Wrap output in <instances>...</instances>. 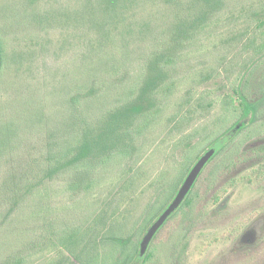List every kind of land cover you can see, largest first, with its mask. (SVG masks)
<instances>
[{
  "label": "rangeland",
  "instance_id": "1",
  "mask_svg": "<svg viewBox=\"0 0 264 264\" xmlns=\"http://www.w3.org/2000/svg\"><path fill=\"white\" fill-rule=\"evenodd\" d=\"M218 1L221 6L210 30L184 51L175 70L177 86L162 102L155 122L136 140L138 149L131 157L95 174L64 173L45 179L39 171L59 150V142L76 131L74 124L81 122L83 113L98 117L103 111L85 108L89 99L85 94L95 87L99 95L107 85L118 86L138 76L143 58L164 37L170 14L158 17L157 7L150 5L133 17L137 22L152 18L151 31L126 41L110 40L107 51L119 58L125 45L131 52L129 60L114 64L95 79L83 74L88 86L82 91L72 79L82 67L85 45L92 37L88 25L74 33L59 24L33 23L23 14L15 18L10 12L14 0H0V29L7 52L6 66L0 71V264L45 263L57 255L59 246L53 241L79 227L88 228L99 213L106 217L116 210L119 220L134 222V232L152 202L158 198L160 203L162 191L179 176L183 146L192 167L236 121L239 96L232 91L234 81L256 62L264 67V25L259 23L264 18V0ZM77 95L81 106L73 102ZM252 116L249 111L243 123ZM184 137L193 152L183 145ZM218 161L205 169L194 191L199 219L183 225L170 218L153 241L149 264H221L242 236L252 234L254 240L264 236V158L241 161L225 172L222 168L217 182L205 191L209 182L204 181ZM127 172L135 183L126 189ZM88 179L95 181L91 188ZM75 181L77 187L72 188ZM256 211V221L245 222L244 230L235 232V240H217ZM146 232L137 238L138 247ZM255 254L228 264H261L264 247Z\"/></svg>",
  "mask_w": 264,
  "mask_h": 264
},
{
  "label": "trees",
  "instance_id": "2",
  "mask_svg": "<svg viewBox=\"0 0 264 264\" xmlns=\"http://www.w3.org/2000/svg\"><path fill=\"white\" fill-rule=\"evenodd\" d=\"M150 5L157 7L158 17L162 14L167 17L170 14L164 37L154 43L152 49L147 52L138 76L118 86L107 85L99 95L96 94L95 87L85 94V98H89L85 102V108H91L90 111H103L98 117L83 113L84 118H79L81 122L74 124L77 125L76 131L57 143L59 150L51 153L39 171L43 178L53 179L64 173H75L78 177L95 174L118 159L130 158L138 149L136 140L161 114L162 102L173 94L178 82L175 70L184 51L191 49L199 36L210 30L211 21L216 17L221 3L218 0H193L190 3L184 0H14L10 12L15 18L23 14L33 23L40 22L47 27L59 24L76 30L74 33L80 32L88 25L92 37L87 40L86 45L83 43L88 50L84 52L82 67L79 66L80 69L75 71L72 79L73 86L80 87L82 91L88 86L87 81L81 78L83 74L95 79L98 73L108 70L114 64L129 60L131 52L127 46H122L119 58L114 54L116 59L113 53L107 51V45L110 40L116 38L126 41L136 34L147 35L152 29V18L147 17L139 22L132 19ZM259 23L264 25V18ZM6 63L5 40L0 29V71L5 68ZM232 91L239 96V106L235 109L238 118L217 139L216 142H222V146L209 158L184 201L168 216L144 254L140 252L137 238L146 232V226L152 224L174 198L183 182V176H186L191 168V160L188 155L185 156L184 146L183 150L181 149L183 161L179 176L162 191V199H159L161 204L158 198L152 202L143 222L134 232V222L130 225L129 220H119L120 216L116 210L106 214V217L100 216L99 213L88 228L79 227L66 233L56 242L53 241L59 246L57 255L43 264H149L154 257L151 247L153 241L158 233L164 230L170 218L176 217L178 223L183 225L187 220L189 224L197 221L200 212H196L195 208L199 207V198L194 195V191L203 172L211 163L219 159L204 181L209 182L205 191L217 182V173L222 168L225 172L241 161H248L255 156L264 158V116L261 115L264 113L263 64L256 62L244 75L238 76L232 85ZM73 97L74 104L79 103L81 106L82 103L77 100L81 96ZM81 109L85 110L82 107ZM249 111L253 112L252 119L244 124L243 119ZM216 142L209 148L214 147ZM184 144L190 146L193 152L192 143L186 142L185 137ZM133 179L128 173L124 186L126 189L135 183ZM94 183L93 179H88L87 188H91ZM71 187L76 188L77 181L71 183ZM189 213L191 216L186 219ZM256 215L257 211L250 213L238 226L222 232L217 240H235V232L244 230L245 222L256 221L253 219ZM241 239L240 243L234 242L228 257L223 259L221 264L231 263L238 257L255 256L257 251L263 250L264 236L254 240L253 235L248 234ZM260 263L264 264V260Z\"/></svg>",
  "mask_w": 264,
  "mask_h": 264
},
{
  "label": "water",
  "instance_id": "3",
  "mask_svg": "<svg viewBox=\"0 0 264 264\" xmlns=\"http://www.w3.org/2000/svg\"><path fill=\"white\" fill-rule=\"evenodd\" d=\"M222 146V142H217L214 144V147L210 148L205 152L197 161L196 163L191 167L188 174L184 178L181 187L179 188L178 192L174 196L173 200L169 203V205L162 211V213L158 216V218L151 224V226L148 228L147 232L142 238V241L140 242V252L144 254L153 237L156 235L158 230L161 228V226L164 224L168 216L179 207V205L184 201L187 194L190 192L192 186L194 185L198 175L200 174L202 168L207 163L209 158L214 154L215 150Z\"/></svg>",
  "mask_w": 264,
  "mask_h": 264
}]
</instances>
